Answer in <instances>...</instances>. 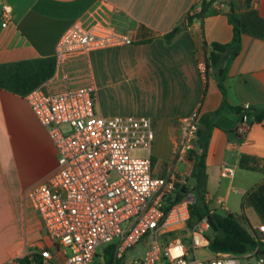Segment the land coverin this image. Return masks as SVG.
Returning <instances> with one entry per match:
<instances>
[{"label":"crops","instance_id":"crops-1","mask_svg":"<svg viewBox=\"0 0 264 264\" xmlns=\"http://www.w3.org/2000/svg\"><path fill=\"white\" fill-rule=\"evenodd\" d=\"M196 1L0 0V262L43 246L53 250L24 193L54 170L56 151L24 94L54 72L56 41L75 21L82 26L97 21L131 39L87 51L96 110L148 116L156 154L150 158L158 156L155 173L163 174L180 117L196 109L199 126L207 125L205 205L242 214L248 229L264 236L257 229L264 224V116L255 119L221 107L216 71L207 56L212 42L232 37L227 6L224 0L220 6L212 3L201 17L186 20ZM3 3L9 5L4 24ZM233 3L240 42L226 64L224 98L231 106L264 109V0ZM176 25L181 28L166 38ZM199 60L206 64L204 71L197 67ZM242 118L250 126L239 133ZM242 154L249 157L246 166L239 165ZM181 162L182 183L192 189L194 181L185 172L192 168L191 156ZM223 165L230 174H220Z\"/></svg>","mask_w":264,"mask_h":264},{"label":"built area","instance_id":"built-area-1","mask_svg":"<svg viewBox=\"0 0 264 264\" xmlns=\"http://www.w3.org/2000/svg\"><path fill=\"white\" fill-rule=\"evenodd\" d=\"M213 3L220 6L222 0ZM199 6L197 0L189 13ZM8 11L3 3L2 24ZM130 41L97 21L87 26L72 22L56 41L54 72L24 94L56 151L54 170L24 193L53 250H27L0 264H23V258L24 264H118L125 250L143 237V254L126 264H264L257 246L238 254L210 251L206 214L188 224L189 201L169 202L176 191L186 190L184 172L175 163L188 155L192 159L196 150V109L180 117L172 160L163 174L153 173L148 116L102 115L96 110L87 51ZM197 67L204 71L206 64L199 60ZM249 126L242 118L237 131ZM230 173V167L221 166V175ZM257 229L264 231V224ZM255 237L264 241L263 235ZM204 248L210 254L195 255Z\"/></svg>","mask_w":264,"mask_h":264},{"label":"trees","instance_id":"trees-1","mask_svg":"<svg viewBox=\"0 0 264 264\" xmlns=\"http://www.w3.org/2000/svg\"><path fill=\"white\" fill-rule=\"evenodd\" d=\"M215 0H200L199 10L193 14L186 13V20L199 18L205 12V10ZM227 8L224 10V14L228 22L231 24L232 37L230 41L220 43L212 42L211 49L208 53V63L216 71L217 85L222 94L221 107L236 109L240 113L251 114L255 119L264 116V109H257L254 107H239L229 105L224 98V86L222 83L226 64L231 57H233L238 49L240 42L241 22L239 17L234 13L233 0H224ZM181 28L180 25L174 26L170 31L166 32L164 36L166 38L171 37L176 31ZM207 139V125H200L197 129V147L193 152V164L189 173V177L193 179L194 183L192 189L196 192V199L189 201V218L187 223L191 224L198 219L201 215L206 214L209 222V230L206 233L208 239V249L214 253L228 252V253H243L254 246H257L256 252L264 253V241L256 239L254 231L248 229L245 224V220L240 213L233 212H218L212 209L208 212V208L202 199L203 191V178H204V148ZM247 155L242 154L239 158V165L246 166L245 161L248 160ZM151 161L153 158L151 157ZM183 189H179L172 195L169 202L177 201L181 198ZM262 250V251H261ZM21 261L26 262L23 258Z\"/></svg>","mask_w":264,"mask_h":264},{"label":"rangeland","instance_id":"rangeland-1","mask_svg":"<svg viewBox=\"0 0 264 264\" xmlns=\"http://www.w3.org/2000/svg\"><path fill=\"white\" fill-rule=\"evenodd\" d=\"M149 151L151 154H155L153 146L150 147ZM133 153L143 154L144 151L143 150H136ZM155 157L154 156L152 157L153 158V161H152L153 173H155V169H158V167H159L158 166L159 165L158 164V156H155ZM168 162H170V160ZM163 164H164V162L161 164V167H164ZM175 166H176L177 170H181V169H183L184 164L181 161H177L175 163ZM195 196H196L195 190L186 189L185 191L182 192L181 200L192 201V200L196 199ZM217 210H218V212H223L222 209H220L219 207H217ZM146 243H147L146 238L143 237V238L139 239L134 245H132L131 247H129L128 249L125 250L123 257L120 260H118V264H120V263L126 264L128 260H131L132 258H135V257H140L143 254V250L146 246ZM65 253L66 254L68 253L67 249H66ZM204 254H210V251L207 248H204L201 250H197L195 252L196 256H201Z\"/></svg>","mask_w":264,"mask_h":264}]
</instances>
